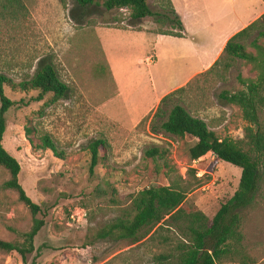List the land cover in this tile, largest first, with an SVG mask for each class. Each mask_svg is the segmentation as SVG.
<instances>
[{"label":"rangeland","instance_id":"1","mask_svg":"<svg viewBox=\"0 0 264 264\" xmlns=\"http://www.w3.org/2000/svg\"><path fill=\"white\" fill-rule=\"evenodd\" d=\"M239 1L244 5L256 0ZM23 2L26 10L13 18L3 10L4 0H0V75L19 84L51 65L69 90L64 98L49 104L50 95L44 101L34 102L38 92L26 93L4 86L6 96L15 105L7 114L3 145L18 160L19 182L41 207L37 218L43 219L45 225L26 262L16 252L0 250V264H158L156 258L181 240L176 232L164 229L154 238L150 239V234L136 244L130 240H99L98 232L131 213L133 198L145 188L153 184L167 186L170 180L180 178L198 184L187 197V207L213 219L238 190L242 173L228 163L215 162L210 154L193 162L189 151L196 140L153 132L154 113L133 123L130 116L121 115L116 109L120 106L114 100L117 89L97 29L164 34L171 32L169 23L156 17L129 27L128 11L107 12L95 5L82 8L75 0ZM148 3L153 12L170 14L167 0ZM228 4L229 1L225 6ZM260 31H264V18L241 40L253 54L256 49L251 43ZM111 41L116 55H124L121 41ZM263 42L259 40L260 44ZM259 74L251 64L231 60L225 54L212 70L174 94L163 109L168 113L179 104L192 116L204 120L219 138L242 142L247 126L242 110L224 102L220 95L244 90L240 78L254 81ZM141 84L142 89H150L149 80ZM259 116L264 132V108ZM43 136L53 140L64 154L63 160L40 147ZM96 140H104L107 150H101L103 159L92 175L88 147ZM154 147L167 151L171 179L146 160L145 152ZM259 169L255 200L238 212L242 238L233 243L232 250L219 264H264V165ZM9 179V172L0 167V240L22 243V236L33 227V215L15 191L4 189ZM164 240L172 245H164Z\"/></svg>","mask_w":264,"mask_h":264},{"label":"trees","instance_id":"2","mask_svg":"<svg viewBox=\"0 0 264 264\" xmlns=\"http://www.w3.org/2000/svg\"><path fill=\"white\" fill-rule=\"evenodd\" d=\"M75 1L82 8L95 5L103 7L107 12L125 9L130 15L129 27L136 26L137 22L146 18L166 19L171 32L162 35L177 38L186 36L183 23L173 9L171 0H167L170 14L165 15L153 12L148 0ZM3 10L10 13L9 17L16 18L26 9L23 0H4ZM261 18H264V15ZM261 18L233 36L225 48V54L231 60H243L260 73L254 81L240 78L241 84L245 87L244 90L234 94L226 91L220 95L224 102L241 108L243 119L247 123L244 141L236 142L231 139L219 138L204 120L192 116L179 104L174 105L167 113L163 109L166 102L185 88L164 97L151 120L153 132H161L180 139L190 137L196 140L195 145L189 151L193 162L200 161L210 154L214 157L215 162L221 161L240 168L242 171L240 184L232 199L221 207L213 219H210L201 211L191 210L186 205L188 195L198 184L186 183L183 178L170 180V184L167 186L153 184L133 198L131 213L125 214L123 218L98 232L99 240H130L136 244L150 234H152L150 236L152 239L164 229L172 230L178 234L181 240L172 246V250L156 258L158 264H219L232 250L233 243L240 241L242 235L239 233L240 216L238 212L254 202L259 190L261 175L259 167L264 165V132L259 116L264 108V44L259 43L260 39L264 40V31H260L259 37L251 43V46L256 49V54L247 51L241 40L249 34ZM5 85L18 88L26 93L38 92V96L33 99L34 102L44 101L50 95L52 98L49 104L64 98L69 89L59 79L51 65L43 67L31 80L19 84L0 75V167L10 174V179L3 187L18 194L19 200L31 211L34 221L30 232L22 236V243L0 240V250L6 253L16 252L26 262L28 255L35 251V238L44 227L45 222L43 219L37 218L41 213V207L32 201L19 182L21 166L18 160L3 145L7 131V114L15 105L6 96ZM166 115L167 117H165ZM40 147L51 151L56 158L64 159V154L59 151L49 136L40 138ZM106 147L104 140H96L89 145L90 173L92 175L103 159L101 150L106 152ZM167 154V151L154 147L145 152V158L154 165L157 172L165 171L166 176L171 179L172 170L167 162ZM193 176H196L195 170ZM169 242L164 240L163 244L172 245V242Z\"/></svg>","mask_w":264,"mask_h":264},{"label":"crops","instance_id":"3","mask_svg":"<svg viewBox=\"0 0 264 264\" xmlns=\"http://www.w3.org/2000/svg\"><path fill=\"white\" fill-rule=\"evenodd\" d=\"M236 1L171 0L185 28L184 38L147 30L97 29L121 115L140 123L156 112L164 97L211 70L225 55L228 41L264 14V0L244 5ZM113 38L124 47L121 57L111 44ZM146 80L148 90L141 88Z\"/></svg>","mask_w":264,"mask_h":264},{"label":"built area","instance_id":"4","mask_svg":"<svg viewBox=\"0 0 264 264\" xmlns=\"http://www.w3.org/2000/svg\"><path fill=\"white\" fill-rule=\"evenodd\" d=\"M122 11H126L125 9H122Z\"/></svg>","mask_w":264,"mask_h":264}]
</instances>
